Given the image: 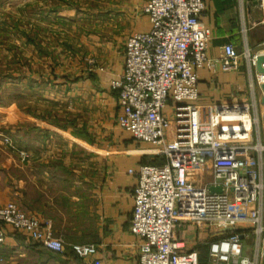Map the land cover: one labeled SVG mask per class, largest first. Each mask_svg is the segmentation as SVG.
Listing matches in <instances>:
<instances>
[{
	"label": "crops",
	"instance_id": "1",
	"mask_svg": "<svg viewBox=\"0 0 264 264\" xmlns=\"http://www.w3.org/2000/svg\"><path fill=\"white\" fill-rule=\"evenodd\" d=\"M48 3L39 4L40 22H59V15L51 20ZM107 3V9L119 10L121 17L113 20L117 24L108 35L81 38L78 52L83 56L79 57L67 49L54 52L50 41L41 45L45 49L37 47L35 0H0V124L9 115L26 125L25 135L18 136L26 140L24 147L0 145V206L16 203L24 213L47 221L65 242L64 253L57 254L2 224L6 239L0 245V264H90L93 258L81 259L73 245L97 246L102 264L138 262L140 241L131 234L137 173L141 166H157L165 159L118 127L121 110L113 82L124 71L127 39L148 31L150 24L144 16V0ZM200 21L212 33L209 58L219 60L222 47L228 44L239 54L247 50L256 57L264 54V10L259 0H209ZM120 24L123 28L117 29ZM51 54L71 58L73 63L51 67ZM35 61L42 62L37 69ZM63 74L70 77L61 81ZM198 76L196 105L250 106L258 119L254 142L264 144V83L256 66L241 58L235 72L214 74L202 69ZM172 106L168 103L164 114L171 116ZM53 140L67 143L69 149L51 145ZM58 157L62 162H57ZM209 166L210 161L205 171L191 172L190 182L209 185L213 181ZM247 227L241 226L240 234L248 233ZM178 231L186 250L196 248L202 257L205 249L201 261L207 264L205 229Z\"/></svg>",
	"mask_w": 264,
	"mask_h": 264
},
{
	"label": "built area",
	"instance_id": "2",
	"mask_svg": "<svg viewBox=\"0 0 264 264\" xmlns=\"http://www.w3.org/2000/svg\"><path fill=\"white\" fill-rule=\"evenodd\" d=\"M208 1L144 0L150 29L127 39L124 71L113 82L118 127L165 159L163 166H141L137 173L131 225L140 241L137 264H202L201 251L186 250L180 228L205 229L207 264H264V144L253 139L258 119L244 104L196 105L199 70L232 73L241 58L256 66L257 57L248 50L239 54L230 44L219 60L208 57L212 33L200 21ZM259 5L264 10V0ZM260 79L264 83V75ZM170 102L168 116L164 109ZM209 161L213 181L190 182L191 172L205 171ZM211 187L222 191L213 193ZM2 224L51 252L65 251L47 221L16 203L0 206V245L6 239ZM243 225L248 233L240 234ZM249 239L252 257L245 255ZM72 249L81 259L93 258L90 264H102L97 246Z\"/></svg>",
	"mask_w": 264,
	"mask_h": 264
},
{
	"label": "rangeland",
	"instance_id": "3",
	"mask_svg": "<svg viewBox=\"0 0 264 264\" xmlns=\"http://www.w3.org/2000/svg\"><path fill=\"white\" fill-rule=\"evenodd\" d=\"M94 1L95 0H49V8L47 9L50 10L49 16L51 17V20L55 19V17L57 18L58 15L59 17H61V20L59 22H57L56 20L54 21V23L51 22L53 24H48V22L46 21L44 23L40 22L42 13L40 10L41 6H39V4L42 2V0H35L34 39L35 42L39 45V48L43 49L44 47H42L41 45H44L45 43L50 41V48H54V52H56L58 48L67 49L66 52H70V54L72 55L78 54L79 57H81L83 55H80L78 52V44L80 43L81 38H87L88 36L90 37V35L106 36L111 33V28L115 27V25L117 24L116 22H113V20H116L119 16L121 17L122 12H119V10H114L113 8L107 9V0H96L97 3H95ZM63 5L65 7L62 8ZM101 6L104 7L101 8ZM61 14L65 16V19L62 18L63 16H61ZM110 24L112 25V27ZM123 26V24H120L117 29H122ZM60 40H62L63 42H61ZM41 63V61H35V69H37V66L39 67ZM45 63L46 62H44L43 65H45ZM48 63L51 67L55 66L56 68H58V66L63 67L65 65H72L73 60L71 58L63 60L61 59V56L57 54L56 56L54 55V57L52 56L48 58ZM62 76L64 77L61 78V81L65 77H70V75L68 74H63ZM7 118L8 119L3 120V124H0V134L2 135L0 137V145L2 147H24L26 145V140L24 138H18V136H21V134L25 135L26 125L12 121L9 115H7ZM57 142L58 140H53V143H51V145H54L56 147H58L59 145H65L67 148V143L58 144ZM25 155V153L21 154L22 157H25ZM57 159V162H62V158L59 160L58 157ZM69 237L73 238V236L71 235ZM244 244L247 248L246 254L248 256H252L253 247L251 241L247 240ZM203 252L204 255L202 257L205 258V249Z\"/></svg>",
	"mask_w": 264,
	"mask_h": 264
},
{
	"label": "water",
	"instance_id": "4",
	"mask_svg": "<svg viewBox=\"0 0 264 264\" xmlns=\"http://www.w3.org/2000/svg\"><path fill=\"white\" fill-rule=\"evenodd\" d=\"M256 68L259 74L264 75V54H260L256 58ZM264 89V85H263ZM264 103V100H263ZM210 191L213 193H220L222 191L221 187H211Z\"/></svg>",
	"mask_w": 264,
	"mask_h": 264
},
{
	"label": "trees",
	"instance_id": "5",
	"mask_svg": "<svg viewBox=\"0 0 264 264\" xmlns=\"http://www.w3.org/2000/svg\"><path fill=\"white\" fill-rule=\"evenodd\" d=\"M37 47L39 48V45H37ZM40 49V48H39ZM41 50V49H40ZM165 164V162L164 161H162L161 162V164L159 163V164H157V166H163ZM205 263V261H202V264H204Z\"/></svg>",
	"mask_w": 264,
	"mask_h": 264
}]
</instances>
